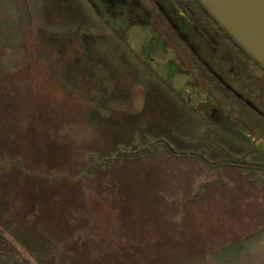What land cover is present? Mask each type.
<instances>
[{
    "label": "rangeland",
    "instance_id": "rangeland-1",
    "mask_svg": "<svg viewBox=\"0 0 264 264\" xmlns=\"http://www.w3.org/2000/svg\"><path fill=\"white\" fill-rule=\"evenodd\" d=\"M56 5L0 0V264H264L263 166L215 163L220 141L193 117L146 128L149 102L122 123L144 89L101 85L98 54L83 67ZM153 69L179 94L198 90Z\"/></svg>",
    "mask_w": 264,
    "mask_h": 264
},
{
    "label": "flooded vegetation",
    "instance_id": "flooded-vegetation-1",
    "mask_svg": "<svg viewBox=\"0 0 264 264\" xmlns=\"http://www.w3.org/2000/svg\"><path fill=\"white\" fill-rule=\"evenodd\" d=\"M54 1L53 14L67 22L71 34L66 38L73 43V51L79 49L83 55V67L91 66L86 57L98 54L101 62L96 69L103 71L98 78L101 85L106 80L117 85L127 80L144 89L132 116L118 113L122 123H128L129 117L139 119L149 102L152 110L146 128L169 132L161 121H154L170 114L176 116L173 129L187 130L193 117L201 121L205 135L212 134L205 140L220 141L216 143L219 154L215 163L262 165L264 171V139H256V132L264 130V68L198 0ZM62 10L68 15L57 14ZM129 38L139 48H146L149 59L144 60L138 55L139 49L128 46ZM156 64L182 70L181 80H177L198 90L179 94L168 78L153 71ZM111 71H115L113 76ZM250 118H255L251 133ZM155 142L169 150L166 143ZM199 158L206 163L204 155Z\"/></svg>",
    "mask_w": 264,
    "mask_h": 264
},
{
    "label": "water",
    "instance_id": "water-1",
    "mask_svg": "<svg viewBox=\"0 0 264 264\" xmlns=\"http://www.w3.org/2000/svg\"><path fill=\"white\" fill-rule=\"evenodd\" d=\"M217 23L264 68V0H198Z\"/></svg>",
    "mask_w": 264,
    "mask_h": 264
},
{
    "label": "trees",
    "instance_id": "trees-1",
    "mask_svg": "<svg viewBox=\"0 0 264 264\" xmlns=\"http://www.w3.org/2000/svg\"><path fill=\"white\" fill-rule=\"evenodd\" d=\"M94 201L99 202V205H100V201H99V200H94V199H93V201H92L93 203H92V204L94 205V207H95V202H94ZM93 210L95 211V210H97V209H93Z\"/></svg>",
    "mask_w": 264,
    "mask_h": 264
},
{
    "label": "crops",
    "instance_id": "crops-1",
    "mask_svg": "<svg viewBox=\"0 0 264 264\" xmlns=\"http://www.w3.org/2000/svg\"><path fill=\"white\" fill-rule=\"evenodd\" d=\"M249 234H245V236H248ZM257 261H259V260H257Z\"/></svg>",
    "mask_w": 264,
    "mask_h": 264
}]
</instances>
